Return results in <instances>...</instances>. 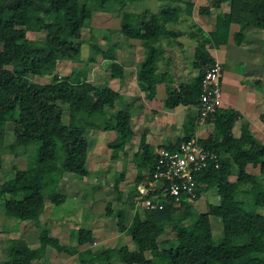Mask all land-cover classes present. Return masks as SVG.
Masks as SVG:
<instances>
[{
    "label": "trees",
    "instance_id": "16d2710c",
    "mask_svg": "<svg viewBox=\"0 0 264 264\" xmlns=\"http://www.w3.org/2000/svg\"><path fill=\"white\" fill-rule=\"evenodd\" d=\"M141 1L101 0L104 4L120 5ZM156 1L161 8L147 17L131 11L120 15L121 34L152 48L139 66L138 87L142 95L152 99L157 83H163L167 95L165 107L197 108L203 68L214 61L206 50L207 44H225L232 24L240 26L233 34L236 44L243 39L244 27L264 30V0H227L229 10L216 13L213 31L207 34L198 29L199 33H191L196 37L194 66L199 72L184 83H176L168 70L159 69L163 57L161 41L177 34L169 25L180 21L181 9L165 6L171 0ZM223 1L214 0L213 5ZM192 8V4L187 5V15ZM209 11L208 7L199 8V13ZM91 15V0H0V167L6 127L10 125L14 136L8 143L9 152L14 157L27 156L29 163L25 169L15 167L14 177L0 184L3 213L17 223L37 220L47 200L59 202V183L65 174L88 175L89 143L85 133L89 121L100 120L115 132V139L108 143L113 160H117L119 152L127 155V146L134 135L131 112L123 109L119 91L108 80L96 85L86 77V64L94 58L92 54L85 60L82 58L85 47L112 60L108 67L111 78L121 81L124 77L123 67L114 55L101 52L91 40L82 38L86 32L93 38ZM37 32L45 33L41 47L30 38ZM63 60L81 61L83 66L72 68L66 76L54 74L48 83L30 80L31 76L56 70ZM63 105H67V123L63 121ZM238 118L234 109L221 107L208 121L213 126L212 132L197 139V144L215 154L216 159L214 162L209 158L205 168L192 173L195 188L191 200L183 192L179 205L175 206V196L157 189L147 196H155L154 207L137 210L131 201L121 200L115 181L117 198L123 205L117 213V229L129 235L134 244V248L119 247L118 259L122 264H264V214L253 210L264 207V144H255L249 130L235 140L232 129ZM260 119L264 124V114ZM184 128L185 135L163 148L173 150L181 142L191 140V116ZM153 151L154 147L146 142V133H142L139 150L132 157L137 167V184L144 179L145 172L149 173L145 181L152 179L157 162ZM250 165L258 166V170L250 171ZM123 175L122 172L121 178ZM168 184L169 181H164L163 188H168ZM210 189H215L218 202L208 203L206 211L200 213L192 201ZM111 207L110 203L106 206L105 215L109 217ZM128 209H134V214L127 224ZM167 227L173 236L159 241ZM94 240L90 229H71V245L65 248L42 229L37 248L30 247L24 239H9L7 259L0 264H42L47 247L73 253L78 264H111L110 247L86 246Z\"/></svg>",
    "mask_w": 264,
    "mask_h": 264
},
{
    "label": "rangeland",
    "instance_id": "374dc122",
    "mask_svg": "<svg viewBox=\"0 0 264 264\" xmlns=\"http://www.w3.org/2000/svg\"><path fill=\"white\" fill-rule=\"evenodd\" d=\"M81 1L84 2L85 0ZM155 2V0H143L133 4L120 5L114 2H107L104 4L101 0H91L92 15L90 25L93 29V38H90V34L87 32L83 34L82 38L84 40H91L92 45L98 46L101 48V52L109 55L111 46L127 45V39L120 32V15L124 11L130 9L143 11L144 7L142 6L144 5L151 7L148 11L152 12V10L156 8ZM30 38L35 41L36 46L41 47L45 39V33H33L30 35ZM255 42L259 43V47L264 44V41L261 40H254V43ZM135 46H139L138 43ZM91 54L94 60L88 61L86 64L87 80L96 85L105 84L107 79L112 82L113 78L110 77L109 66L106 64L108 60L102 57V53H97L95 50H91L90 47L84 48L82 58L84 57L85 60V58H89ZM82 66L83 63L81 61L63 60L56 70L43 72L40 76H31L30 80L36 81L37 83H48L52 81L54 74L66 76L72 68L78 69L82 68ZM239 66L241 65L232 66L229 64V61H226L223 67L224 73L227 71L232 74H241L243 69ZM242 75L244 78L247 77L246 72ZM131 92L132 91H129V93ZM142 94L143 93L139 89L138 94H136V92L132 93V95L129 94V98L131 97L130 99H127V96H121L119 101L124 102V108L130 110L133 117H131V125L133 129L136 130V133H134L127 146V155L123 156L122 152H119L117 160H113L111 158V149L108 143L115 139V132L110 127H105L100 120L89 121L85 133V137L89 143L86 162L89 173L86 177L65 174L59 183V202L57 204H53L49 200L45 202L46 207L37 219L38 221H36L37 226L33 220H30V222L22 221L23 223H17L16 220L5 217L2 201L0 200V231L2 232L0 237V262L7 259L6 249L9 239L13 241L24 239L30 247L37 248L40 245L39 234L42 229H46L51 237L58 239L61 246L69 248L71 245L69 241L70 230L85 228L90 229L95 237V240L86 246H91L92 248H97L99 246L110 247L112 249L111 264H122L118 259L119 247L128 245L130 248H134V244L129 235L117 229V213L123 208V205L117 198L118 193L116 191L117 189L115 190V181H118V191L121 193V200L126 202L131 201L134 206H136L135 209L137 210H141L142 206L145 205L146 200H148L145 196H148L149 192H154L157 189L161 190L159 188L163 186L158 182H154L153 178L150 179L149 182H146L145 179L147 180L149 176L147 172L144 173V179L138 182V184L136 183L137 167L133 163L132 157L133 154L139 150L140 135L142 133L149 134V132L145 131L146 127H150L149 131L155 133L153 126L148 124L150 118L147 116L144 122L145 119L142 118V115L137 111L139 107L138 104L143 101ZM135 96H138L139 99ZM63 108L65 110L63 121L67 123V105H63ZM141 121L142 127L140 126ZM206 124L208 125L206 126ZM206 124H197L199 127L195 130V133L198 136L193 134L191 139L197 141L199 137H204L213 130L211 122H207ZM180 127L179 123L178 130L176 131L177 135L181 133ZM6 130L7 138L2 150L3 158L0 167V184L14 177L15 167L25 169L29 166L27 156L14 157L9 152L8 143H10L14 136L13 126L10 125L6 127ZM137 131L140 132L138 133ZM149 140L156 144L153 153L157 154L158 151L163 148L159 145L158 138L153 136L149 137ZM29 154L32 156L31 153ZM249 169L254 172L258 170V167L250 165ZM122 172L124 175L121 178ZM134 191H136L138 195L134 194ZM140 192L141 194H139ZM188 197L189 200H191L189 195ZM150 198L154 199L155 196L151 195ZM217 202L218 196L216 195L215 189H210L201 193L198 199L192 201V204L197 211L201 213L206 211L208 203ZM108 203L112 206V216L110 217L105 215ZM174 205L178 206V201H175ZM253 210L264 214V207H253ZM133 214L134 209L127 210V224L131 220ZM214 225L218 228L217 224ZM188 227L190 228V226ZM172 236L173 234L170 227H167L166 233L161 235L158 240L162 241ZM42 264H78V261L71 252H57L55 249L47 247Z\"/></svg>",
    "mask_w": 264,
    "mask_h": 264
},
{
    "label": "crops",
    "instance_id": "0c3cea01",
    "mask_svg": "<svg viewBox=\"0 0 264 264\" xmlns=\"http://www.w3.org/2000/svg\"><path fill=\"white\" fill-rule=\"evenodd\" d=\"M213 3L214 0H171L168 4H164L167 7H178L181 9L180 21L169 26V29L174 30L177 34H173L167 39H162L161 44L163 46L160 47L163 50V57L161 61L159 60L161 72L168 70L176 83H184L198 76L199 70L194 66L197 42L196 37L192 36L191 33L194 31L199 33L198 29L207 34L213 31L216 13H224L229 10L227 0L220 4L213 5ZM155 4L156 8L152 12L148 11L151 8L148 5L142 6L144 7L143 11L134 9L127 11L140 13L147 17L151 13L158 12L161 8V5L157 1ZM188 4L193 5L190 15H187V11H185ZM200 7H208L209 13H199ZM238 30H240L239 24H232L229 29L227 42L220 46H210L207 44L206 50L210 58L222 63V67H224L226 61H229V64L232 66H243H239L243 69L241 74H232L227 71L224 73L223 68V107L234 109L239 113V118L232 129L233 138L238 140L243 131L249 130L255 144H264V124L260 119V115L264 114V44L259 47L258 42L254 43V40L264 41V31L246 26L241 30L243 33L241 43L236 44L233 34ZM137 43L139 46H135ZM126 44V46H111L109 49V55H114L116 61L123 67V79L121 81L112 79V82L107 80L109 85L118 90L122 97L127 96V99H130L129 94L132 95L135 92L138 94L137 72L140 64L146 60L152 48L151 46H142L135 39H127ZM110 61L112 62L109 59L106 63L108 66ZM244 72L247 74L246 78L242 75ZM129 91L132 92L129 93ZM142 97L143 101L138 104L137 111L142 115V118L145 119L147 116L150 118L148 124L153 126L155 130V133L149 131L150 127H146L145 130L149 132L148 135L146 134V140L148 138L147 143L151 146L155 147L156 145L149 140V137L153 136L158 138V143L161 147L173 145L180 135H185L184 126L185 123H188V117L190 116L193 118V130L190 134L196 135L195 130L199 127L196 124V107L178 106L173 109L165 107L164 100L167 95L163 83H157L155 96L152 99H147L144 95ZM120 104L123 109L129 110L128 108H124V102H120ZM179 123L181 133L177 135L176 131L178 130ZM140 126L142 127V121ZM131 127L133 132L136 133L132 125ZM137 132L139 133L140 131ZM45 207L46 205L44 204L43 210ZM33 221L37 226L36 221L38 220Z\"/></svg>",
    "mask_w": 264,
    "mask_h": 264
},
{
    "label": "built area",
    "instance_id": "2783aa9c",
    "mask_svg": "<svg viewBox=\"0 0 264 264\" xmlns=\"http://www.w3.org/2000/svg\"><path fill=\"white\" fill-rule=\"evenodd\" d=\"M203 77L200 84V96L197 104V124H205L213 117L218 109L223 107L222 98V63L214 60L203 68ZM157 162L152 174L154 182L164 186V181H169L168 188L164 189L163 194L175 196L179 201L181 193L194 196L195 182L192 178L194 171H200L207 166L208 159L215 162V154L201 148L194 139L181 142L173 150L161 148L157 153ZM141 194V192L139 193ZM144 198V197H143ZM147 199V196H145ZM151 198L146 200L142 207H154Z\"/></svg>",
    "mask_w": 264,
    "mask_h": 264
}]
</instances>
